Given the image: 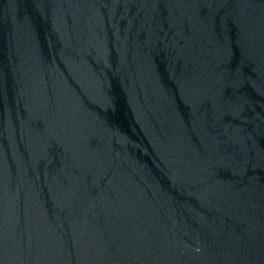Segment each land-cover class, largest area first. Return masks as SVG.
I'll list each match as a JSON object with an SVG mask.
<instances>
[{
    "label": "water",
    "instance_id": "water-1",
    "mask_svg": "<svg viewBox=\"0 0 264 264\" xmlns=\"http://www.w3.org/2000/svg\"><path fill=\"white\" fill-rule=\"evenodd\" d=\"M0 264H264V0H0Z\"/></svg>",
    "mask_w": 264,
    "mask_h": 264
}]
</instances>
